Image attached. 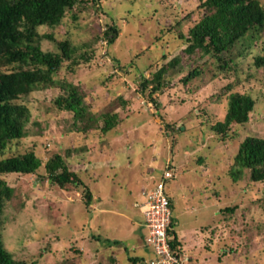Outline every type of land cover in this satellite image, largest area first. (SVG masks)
Wrapping results in <instances>:
<instances>
[{
  "label": "rangeland",
  "instance_id": "rangeland-1",
  "mask_svg": "<svg viewBox=\"0 0 264 264\" xmlns=\"http://www.w3.org/2000/svg\"><path fill=\"white\" fill-rule=\"evenodd\" d=\"M87 1L59 25L39 27L56 40L43 38L44 51L58 53L57 42L68 40L78 48L77 57L88 52L91 58L65 60L53 84L21 99L31 112L27 133L5 155L34 150L43 164L34 174L1 177L14 188L3 214L8 250L25 264L151 259L155 251L140 242L147 229L134 221L143 217L134 203L143 201L152 177L172 162L179 174L167 188L184 264H264V182H254L249 169L236 181L231 174L240 143L247 136L264 137V66L255 63L264 56V30L246 36L224 66L212 54L186 51L189 30L206 11L199 8L201 0ZM111 24L120 32L110 46L103 32ZM174 57L180 63L168 69L166 86L151 100L149 89H141L143 77L152 78ZM195 68L201 73L192 77ZM69 86L83 96L86 115L96 119L87 131L77 128L86 119L74 126V113L54 103ZM235 91L252 95L255 109L249 122L223 138L212 125L223 120ZM106 114L116 115L108 132L102 128ZM55 153L84 184L62 188L42 178Z\"/></svg>",
  "mask_w": 264,
  "mask_h": 264
},
{
  "label": "trees",
  "instance_id": "trees-1",
  "mask_svg": "<svg viewBox=\"0 0 264 264\" xmlns=\"http://www.w3.org/2000/svg\"><path fill=\"white\" fill-rule=\"evenodd\" d=\"M97 4V0H91ZM87 0H0V264H25L17 260L8 250L3 239V214L6 203L12 198L14 188L2 176L8 174H34L42 166V159L34 150L25 153H12L7 156L6 150L17 140L26 136V125L31 118L27 104L21 101L36 87L54 83V75L65 60L79 63L81 59L89 61L88 52L77 57V47L68 40L57 42L59 52L44 51L41 48L43 38L54 40L50 34H41L39 27L43 25L56 26L62 22L68 11L87 7ZM199 8H204L201 18L189 30L187 38L189 45L186 51L193 54L197 50L204 54H212L228 66L233 61L231 57L235 47L248 35L264 30V4L261 0H201ZM77 18V15H74ZM116 24L107 26L103 36L108 45L115 43L119 36ZM56 41V40H54ZM180 63L179 57H174L168 65L162 66L153 73L152 78L143 77L141 89H149V98L161 91L165 85V75L170 67ZM257 66H264V56L255 58ZM15 65H18L15 67ZM7 67H12L11 70ZM200 70L191 71L192 77L199 76ZM191 78H186V82ZM54 103L60 110L74 113L73 125L86 119L78 130L87 131L92 116H87L83 96L76 88H64ZM256 99L248 93L231 92L228 97L227 112L223 120H215L212 130L223 138L230 136L235 125H243L250 120L254 111ZM116 124V115L106 114L104 131L108 132ZM172 163V162H171ZM46 177L53 184L62 188L66 185L84 184L80 175L71 170L63 155L53 154L44 164ZM251 171L254 182H264V137L247 136L239 145L235 156V166L231 170L233 179L239 180L244 170ZM159 179V178H158ZM87 205L93 200L92 191L87 188ZM172 222L169 227V240L174 250L181 249L174 231V204L170 196ZM235 207L229 209L234 210ZM107 241H110L107 239ZM116 244L120 241H115ZM127 249V248H126ZM128 250V249H127ZM133 263L142 260L130 257Z\"/></svg>",
  "mask_w": 264,
  "mask_h": 264
},
{
  "label": "built area",
  "instance_id": "built-area-1",
  "mask_svg": "<svg viewBox=\"0 0 264 264\" xmlns=\"http://www.w3.org/2000/svg\"><path fill=\"white\" fill-rule=\"evenodd\" d=\"M178 173V169L168 162L154 185L141 192L143 201L135 202L145 218L146 244L155 251V256L144 260L142 264H184L187 259L182 251L172 248L169 240L173 213L167 184Z\"/></svg>",
  "mask_w": 264,
  "mask_h": 264
},
{
  "label": "crops",
  "instance_id": "crops-1",
  "mask_svg": "<svg viewBox=\"0 0 264 264\" xmlns=\"http://www.w3.org/2000/svg\"><path fill=\"white\" fill-rule=\"evenodd\" d=\"M161 174H162V172L160 173V175L158 176V177H152V182H151V186H153L154 185V183L156 182V180L161 176ZM142 219H141V221H138V220H135L134 219V221L135 222H137V223H139V224H141V225H144L145 226V218H144V215H143V213H142ZM146 228V227H145ZM146 234H142L141 235V238H142V240L140 241L141 243H144V236H145ZM183 246L181 245V248H182ZM184 255H185V253H184ZM137 256V255H136ZM137 257H139L140 259H143L144 257H142V256H140V255H138ZM136 257V258H137ZM141 261V260H140ZM140 261H138V262H140ZM137 262V263H138Z\"/></svg>",
  "mask_w": 264,
  "mask_h": 264
},
{
  "label": "clouds",
  "instance_id": "clouds-1",
  "mask_svg": "<svg viewBox=\"0 0 264 264\" xmlns=\"http://www.w3.org/2000/svg\"><path fill=\"white\" fill-rule=\"evenodd\" d=\"M172 164V163H171ZM163 172V171H162ZM179 174V173H178ZM168 185V184H167ZM168 189V188H167ZM137 202V201H136ZM134 206H135V203H134ZM136 207V206H135ZM140 209V208H139ZM142 212V211H141ZM145 237H146V235L144 236V242L146 243V240H145ZM180 251H181V249H180ZM183 253V252H182ZM144 260H146L145 258H143L140 262H138L137 264H142L143 263V261Z\"/></svg>",
  "mask_w": 264,
  "mask_h": 264
}]
</instances>
